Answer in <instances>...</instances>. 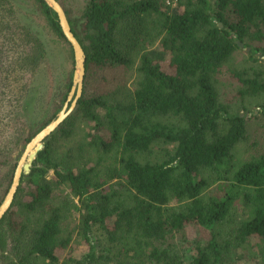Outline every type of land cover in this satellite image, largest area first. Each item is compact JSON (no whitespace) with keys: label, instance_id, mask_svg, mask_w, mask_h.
I'll return each mask as SVG.
<instances>
[{"label":"trees","instance_id":"obj_1","mask_svg":"<svg viewBox=\"0 0 264 264\" xmlns=\"http://www.w3.org/2000/svg\"><path fill=\"white\" fill-rule=\"evenodd\" d=\"M24 5L73 59L57 13L44 0H0V104L18 116L12 134L0 124V173L12 167L1 197L15 152L56 116L74 71L54 89L39 126L21 119L29 78L46 54L40 35L23 21L30 14ZM68 18L87 55L83 92L0 220L4 264H59V248L69 243L62 234L69 204L90 246L74 264H187L183 244L194 232L190 264H221L223 248L232 243L237 250L253 238L262 241L264 264V150L242 161L233 152L248 136V118L264 115V101L241 115L220 100L215 83L242 47L264 66V0H87L75 21ZM130 67L138 73L134 88L123 73ZM230 72L242 83V97L264 93L263 67ZM77 120L86 126L81 143L61 146ZM209 172L219 182L206 194ZM239 198L248 218L221 242L220 225L233 220ZM94 230L108 246L96 249ZM246 255L254 256L249 249Z\"/></svg>","mask_w":264,"mask_h":264},{"label":"rangeland","instance_id":"obj_2","mask_svg":"<svg viewBox=\"0 0 264 264\" xmlns=\"http://www.w3.org/2000/svg\"><path fill=\"white\" fill-rule=\"evenodd\" d=\"M59 1L67 10L68 16L72 17V19L75 21L78 18L81 10L85 6L87 0ZM24 6V9L26 11H30V14H27V23H37L41 15L38 14V12H33L30 7L26 5ZM46 39L47 43L49 42L50 47L54 48V54H52L51 58L49 59L50 64L48 66L52 67L54 65L58 66L56 68H62L59 67V65H62L63 70L67 72L71 69H74V58H70L68 45L63 43V41L60 42L59 40H57L55 35L51 33H48V35H46ZM62 50H64L65 53ZM248 50L250 49H247V47H242L236 50L233 56V61L224 65L215 76V83L219 92L220 100L224 103H229L231 105L232 111L240 112L241 115H245L247 112L260 109L258 104H261L264 101V93L262 95H247L246 97H242L239 94V89L242 86V83L240 82L237 76L230 72V69H234V71H242L243 69H248V71L251 72L252 65H254L255 67L264 68V66L260 65V62L254 63L252 62V60H250L251 58H249L247 53ZM62 52L63 56L61 54ZM257 55L259 57L261 56L260 53H258ZM135 68L136 67H130L125 71L123 70V73L126 75L125 81L127 83V86L130 88H134L138 79V73L136 72ZM51 109L52 108L50 107L49 111ZM11 110L12 109L9 105H6L5 103L0 104V124L5 127L6 133L8 131L7 135L12 134L16 128L11 124L12 120L14 121L16 119V116L11 113ZM46 116L47 114H42L41 118L37 120V124L35 122V125H32V128L35 129L36 126H39ZM248 120V136L245 140L239 142L235 146L233 151L235 155L234 158L237 161L248 159L252 155L259 154L260 151L264 150V115H260L259 118L250 116ZM85 127L86 126H84L81 122H79V120H77L74 124V129L72 131L71 136L69 138L59 140L61 146L75 147L80 144L84 133L83 128ZM20 149L21 147L15 152V154L20 151ZM11 171L12 167L9 166L7 168H4L0 173V198H2L1 196L3 193L2 188L4 186V181L6 182ZM206 175L207 177H209V180L211 182L210 186L206 189L207 194L209 191L217 187L219 181L216 180V175L213 172H209ZM234 207L235 208H233L230 213V218H232L233 220L229 218L231 221H226L225 223L220 225V229L222 230L221 233L225 235L224 237L220 236L221 242H223V238L225 239L227 237H230L227 231L230 232L233 228L235 229L236 224L239 221H243L248 218V215H243L244 206L241 201V198L236 200ZM248 212L250 213V211ZM65 214L66 218L62 224V234L65 237H69V243L67 247L59 248L60 263L63 262L65 264H74V261H72V259H79L83 257V255H86V253L89 252L90 246L81 231L80 214L78 210L75 209L74 206L69 204L65 209ZM193 235L195 236L193 238H189V242L183 244L186 250L188 251V253L186 252V254H188L187 264H190L191 255H193V253L197 249L196 242L194 241V239H196L197 237L196 232H194ZM203 236H205V234H203ZM91 238L97 250H101V248L109 245L105 236L99 230H94V233L92 234ZM261 246L262 241L254 238L250 245H243L240 249L237 250L233 248V245L231 243L229 249L223 248L224 252L221 259V264H261L260 262H258V260H261L263 252L261 251ZM247 249H249L254 255L253 257L250 256V259L247 258L248 256L246 255ZM0 264H4L1 250Z\"/></svg>","mask_w":264,"mask_h":264},{"label":"water","instance_id":"obj_3","mask_svg":"<svg viewBox=\"0 0 264 264\" xmlns=\"http://www.w3.org/2000/svg\"><path fill=\"white\" fill-rule=\"evenodd\" d=\"M44 1L57 13V19L62 33L73 51L75 67L72 76V86L66 101L63 104H58L59 110L56 113V116L48 121L40 130H38L31 137V139L23 147H21L20 151L15 154L17 165L13 172L11 183L0 200V220L9 211V209H11L23 174H28L30 172L32 163L36 158L37 153L44 147L45 140L52 133H54L63 121L74 111L83 92L87 59L84 47L73 31L70 20L62 3L59 0ZM26 19L27 18L23 19L25 24L37 31V34L40 35L46 47V54L38 72L33 78H29L30 88L25 98L21 101V107L18 113V115L23 114L21 119H23L28 125H35V122L37 124V120L41 118V115H46L49 111V108L52 106L51 102H53L52 96L54 89L60 82L66 81L69 71H64L62 65H59V67L62 68H56L58 66L54 65L52 67L48 66L50 64L49 59L52 54H54V48L50 47L49 42L47 43L46 35H48V33L36 22L27 23ZM238 43L240 46H243L242 42ZM247 49H250V47H247ZM62 51L65 53L64 50ZM63 52L61 53L62 56ZM17 117L18 116L16 115V119Z\"/></svg>","mask_w":264,"mask_h":264},{"label":"flooded vegetation","instance_id":"obj_4","mask_svg":"<svg viewBox=\"0 0 264 264\" xmlns=\"http://www.w3.org/2000/svg\"><path fill=\"white\" fill-rule=\"evenodd\" d=\"M66 10V9H65ZM66 13H67V11H66ZM68 15V14H67Z\"/></svg>","mask_w":264,"mask_h":264}]
</instances>
